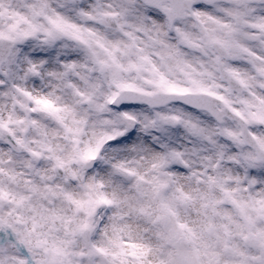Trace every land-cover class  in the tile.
Returning <instances> with one entry per match:
<instances>
[{"label": "clouds", "instance_id": "clouds-1", "mask_svg": "<svg viewBox=\"0 0 264 264\" xmlns=\"http://www.w3.org/2000/svg\"><path fill=\"white\" fill-rule=\"evenodd\" d=\"M0 264H264V0H0Z\"/></svg>", "mask_w": 264, "mask_h": 264}]
</instances>
